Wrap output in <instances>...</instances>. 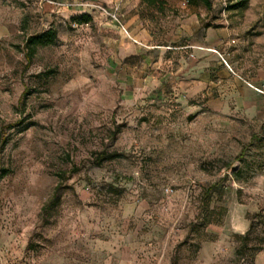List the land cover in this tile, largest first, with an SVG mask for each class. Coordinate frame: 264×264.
Returning <instances> with one entry per match:
<instances>
[{
  "label": "rangeland",
  "instance_id": "1",
  "mask_svg": "<svg viewBox=\"0 0 264 264\" xmlns=\"http://www.w3.org/2000/svg\"><path fill=\"white\" fill-rule=\"evenodd\" d=\"M209 2L0 0V264H264V0ZM191 18L231 26L223 55L242 77L221 75L220 100L171 49ZM129 34L161 77L134 99L118 66Z\"/></svg>",
  "mask_w": 264,
  "mask_h": 264
},
{
  "label": "crops",
  "instance_id": "2",
  "mask_svg": "<svg viewBox=\"0 0 264 264\" xmlns=\"http://www.w3.org/2000/svg\"><path fill=\"white\" fill-rule=\"evenodd\" d=\"M60 4H76L87 0H54ZM94 2L118 1V0H89ZM185 7V0H183ZM136 16L127 18V25L135 37L144 39L146 34L140 22H136ZM183 35L186 37L185 44L173 46L174 50H185L189 55L185 61L186 77L191 83L200 86L201 92H208L210 88L219 93L221 99V75L240 76L241 64L234 59V48L232 44L231 26L229 23L221 22V19L203 23L197 18H191L183 27ZM134 41V42H132ZM259 41V40H257ZM142 44L132 35L123 36L120 51L119 77L123 82L125 96L128 99L151 95L155 92L160 79L158 63H155L157 51ZM240 48V46H239ZM216 50V51H215ZM233 53L228 59L229 66L224 65L221 54ZM180 64H182L180 60ZM256 83H259L256 81Z\"/></svg>",
  "mask_w": 264,
  "mask_h": 264
},
{
  "label": "trees",
  "instance_id": "3",
  "mask_svg": "<svg viewBox=\"0 0 264 264\" xmlns=\"http://www.w3.org/2000/svg\"><path fill=\"white\" fill-rule=\"evenodd\" d=\"M143 2L148 3L149 5H156L158 3L159 0H142ZM198 0H188V2L194 3L197 2ZM207 6H210V2L209 0H202ZM238 6H244L243 3L237 5V6H233V8H237ZM75 21L79 22V23H87L89 21H91L92 17L90 16V14H83L77 17L73 18ZM57 39V31L54 28H50L42 33L39 34H35V35H30L25 43L26 46V51H27V56L28 58H32L35 53L37 52L38 47L40 46H49L53 43H55ZM120 131V125H118L117 129L114 130V135L117 134V132ZM116 154H107L106 152H101L99 154V158L97 160V164H102L103 161L113 158L115 157ZM59 189L57 188V191L54 194V202L53 205H55V203L59 200ZM250 234V231H248L246 233V237Z\"/></svg>",
  "mask_w": 264,
  "mask_h": 264
},
{
  "label": "built area",
  "instance_id": "4",
  "mask_svg": "<svg viewBox=\"0 0 264 264\" xmlns=\"http://www.w3.org/2000/svg\"><path fill=\"white\" fill-rule=\"evenodd\" d=\"M220 1H222L223 2V4H226V2H227V0H220ZM188 2V0H185V3H187ZM112 16H113V18L115 19V20H118L119 21V18H118V14L115 12V13H112L111 14ZM126 30V29H125ZM127 32V31H126ZM233 42H234V40H233ZM216 51V50H215ZM221 59H222V61H223V63H225L229 68H230V66H229V64H228V62H227V59L224 57V55L223 54H221ZM254 89H256L258 92H261V93H264V91L261 89V88H258V87H255V86H253V85H251Z\"/></svg>",
  "mask_w": 264,
  "mask_h": 264
}]
</instances>
